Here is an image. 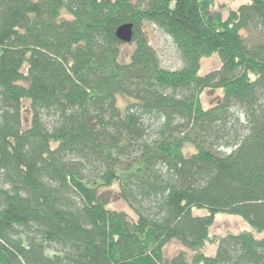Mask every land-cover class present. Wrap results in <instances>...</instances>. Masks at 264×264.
Here are the masks:
<instances>
[{"label": "trees", "instance_id": "trees-1", "mask_svg": "<svg viewBox=\"0 0 264 264\" xmlns=\"http://www.w3.org/2000/svg\"><path fill=\"white\" fill-rule=\"evenodd\" d=\"M213 1L0 0V264H264V0L226 20ZM225 213L251 230L209 255ZM174 239L194 255L168 259Z\"/></svg>", "mask_w": 264, "mask_h": 264}, {"label": "rangeland", "instance_id": "rangeland-1", "mask_svg": "<svg viewBox=\"0 0 264 264\" xmlns=\"http://www.w3.org/2000/svg\"><path fill=\"white\" fill-rule=\"evenodd\" d=\"M247 0H214L211 4V14L213 17L220 16L222 19L226 20L228 19V16L231 11L238 10L239 6L243 3H246ZM145 32L148 34L150 43L154 48L157 50V53L160 56L161 65L163 67L170 69V70H176L177 68H180L183 64L181 62L180 53H178V50L176 48V45L174 42H172V39L169 35H167L164 32H161L157 27L154 25L146 24L144 28ZM135 48V44L133 43H124L121 48V59L124 62H129L131 58V53ZM202 68H201V74H206L209 71L218 69L221 66L220 58L217 54H214L212 56H208V58H204L202 60ZM223 90L222 89H206L202 93V103L203 106L206 108H210L211 105L217 102L218 99L222 96ZM125 101L121 100V104H123ZM27 104L28 101H26ZM27 116H29L28 112L26 111ZM26 116V117H27ZM231 149H228L230 151ZM117 188V187H116ZM115 188V189H116ZM112 209H120L124 210L129 214V216L134 217V212L131 209V207L128 206L123 200L121 199H115L109 206ZM198 215H204L206 213V210H197L194 211ZM251 230V227L249 224H246L244 220L236 215H230V214H217L215 218V222L213 224V227L210 231V236L212 237V241H208L205 244L204 252H206L209 255H213L216 252V243L215 240H217L219 237H222L226 235L227 233H234L242 232V231H248ZM165 256L168 259L173 258L177 254L181 252H185L189 258H191L194 255L195 250H192L188 247H186L184 244L182 245L181 242L178 240H172L165 246Z\"/></svg>", "mask_w": 264, "mask_h": 264}, {"label": "water", "instance_id": "water-1", "mask_svg": "<svg viewBox=\"0 0 264 264\" xmlns=\"http://www.w3.org/2000/svg\"><path fill=\"white\" fill-rule=\"evenodd\" d=\"M134 23H124L118 27L116 34L120 40L125 43H131L133 40Z\"/></svg>", "mask_w": 264, "mask_h": 264}]
</instances>
